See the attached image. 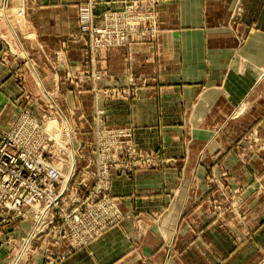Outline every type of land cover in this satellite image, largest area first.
Instances as JSON below:
<instances>
[{
	"label": "crops",
	"instance_id": "0c3cea01",
	"mask_svg": "<svg viewBox=\"0 0 264 264\" xmlns=\"http://www.w3.org/2000/svg\"><path fill=\"white\" fill-rule=\"evenodd\" d=\"M89 1L3 0L26 17L9 12L0 21L24 52L15 62L0 45V129L15 121L16 104L37 115L57 105L64 114L74 110L72 124L90 136L92 88L79 98L67 79L81 70L74 37ZM121 1L96 0L94 12L101 18ZM156 14L158 40L98 56L107 71L99 87L122 90L101 105L108 124L131 127L140 148L170 163L114 172L110 195L122 224L61 264H264V194L253 188L256 179L264 183V151H245L243 161L237 147L245 133L264 142V0H160ZM15 63L21 82L9 78ZM238 108L245 113L238 116ZM16 225L27 234V224ZM47 245L36 243L30 264H48L44 248L56 250ZM7 255L0 249V264Z\"/></svg>",
	"mask_w": 264,
	"mask_h": 264
},
{
	"label": "rangeland",
	"instance_id": "374dc122",
	"mask_svg": "<svg viewBox=\"0 0 264 264\" xmlns=\"http://www.w3.org/2000/svg\"><path fill=\"white\" fill-rule=\"evenodd\" d=\"M159 2L160 0H124L121 3V8L106 11L102 14L101 18L94 12L96 0H90L88 4L80 7L78 13L79 33L74 38L81 42L82 65L79 71L67 72V79L76 84L74 88L77 89V93H75L77 97L82 92L84 93L88 87H90V90L92 88L94 110L89 122L90 136L87 137L85 135V128L83 126L78 125L77 127V121L75 125L74 123L72 124V120L76 116L74 110L68 108L65 112L66 114H64L55 103V107L51 105L49 106L50 108L42 109L40 115H37L27 104H16L15 121L6 128L0 129V133L6 136L9 143H17L19 148L14 147V150L17 149L19 155L21 152L26 151L27 147H30V149L37 152V155L40 154L48 164L62 170L64 177L62 183L55 186L56 193L57 191L59 193L63 191V204L61 206L48 208L47 205H31L20 206L15 209L11 205L0 204V249L8 253V264H30L32 258L38 252V247H35V245L40 241L52 246L56 250L55 252L49 250L47 247L44 248L45 251L43 253L46 255L48 264H61L75 252L88 248L90 244L97 241L109 229L122 224V211L110 195L114 172H124L132 175L138 171L160 169L162 166L170 163V160L163 157L160 153L140 148L134 141L133 129L131 127L113 128L108 124L106 112L101 105L108 100L118 98V96L122 95V90H102L99 87V84L107 76L106 66L103 64L104 61L98 60L100 54L110 51L122 53L123 47L159 39L161 28L156 14ZM89 8L92 9V12H89ZM9 12L14 20L17 21H21V19L23 20L26 17V12L21 8L14 11L10 9L8 3L0 0V21L2 18H7ZM123 13L130 18L127 24L122 22ZM119 14L120 16L117 17ZM20 24L19 26L21 27ZM21 30L24 29L21 28ZM22 35L26 39H30L28 33H22ZM122 36L124 37L123 39ZM13 37L15 40H18L14 35ZM11 40L1 29L0 22V45L1 47L6 46L5 52H8V56L17 62V58L22 55L23 50H20V44L16 46ZM94 40L110 41L107 45H103L102 42L95 43ZM116 40H122V42H117ZM20 65V63H15L14 67L9 68V78L18 82H21L24 77L21 71L22 68L17 67ZM261 77L259 76L257 79L259 80ZM91 82L93 83L92 85ZM38 111H40V108H38ZM210 111L211 109H208L207 112ZM245 111V109L238 108V116L243 115ZM55 119L60 121L61 126L58 123L52 124ZM81 120L83 121L82 118ZM35 125L45 127L46 130L48 129L50 136L48 134L43 137L39 136L34 130ZM195 127L196 131H199V124H196ZM215 128L216 126L212 127L213 130ZM58 129L63 131L61 137V131ZM54 130L57 131L54 133ZM220 130L218 129L217 131ZM65 132L71 135L69 142H65ZM122 132L129 133L132 136V142L136 148H132L131 156L128 154L124 155L125 151L122 150H125V148L120 147L119 143L111 139L116 135L122 136ZM237 147L242 149L243 152H240V158L244 161L247 158L244 153L245 151L257 154L262 153L264 151V142L256 137L255 132L250 136H247V133H245L243 139L240 142L238 141ZM136 149L144 155L145 160L152 163H145L141 156H136L134 154ZM99 150L101 152L106 150L108 157L105 155L104 158L99 160L94 153V151L98 153ZM126 151L129 152V150ZM135 156L136 164L133 159ZM262 161L264 166V160ZM114 164H116L117 168L113 166ZM122 164L125 166L124 168ZM68 176L70 177L69 183L65 186L67 183L64 184V182ZM100 179L105 182L109 190L103 191L95 202H91L90 198H92V193L96 189L94 186L104 185ZM261 180L256 179L253 188L259 194H264V183ZM78 190H81V193H78ZM107 197L109 200L108 202L105 201L104 211L109 212L110 216H115L110 218L111 224L101 235L88 239L89 236L85 232V228L89 227L90 221L97 223L104 222L105 220L101 209L93 210L94 212H92L91 208L93 204L99 203L107 199ZM39 210L50 214V217L46 215L41 217ZM110 210H113L112 213ZM76 213L85 217L89 222L77 224L73 218ZM90 214H92L91 220ZM17 223L28 225L29 230L27 234L23 235L22 230L17 231ZM9 225H12L11 229ZM15 231L16 234L13 236L11 233ZM6 232H9L12 236L4 237ZM64 248L67 249L62 250Z\"/></svg>",
	"mask_w": 264,
	"mask_h": 264
},
{
	"label": "built area",
	"instance_id": "2783aa9c",
	"mask_svg": "<svg viewBox=\"0 0 264 264\" xmlns=\"http://www.w3.org/2000/svg\"><path fill=\"white\" fill-rule=\"evenodd\" d=\"M89 12H92L91 8H89ZM124 14L125 13L122 14V22L124 24H127L128 21H130V18L129 16ZM119 16L120 14L117 17ZM123 38L124 37L122 36V39ZM109 41L110 40H94L95 43L102 42L103 45H107ZM116 41L122 42V40ZM34 130L39 136H45V127H38L35 125ZM65 136V142H69L71 140V135H69L68 132H65ZM111 139H113L116 143H119L120 147L122 146V148H125V150H122L125 151L124 155L128 154L129 156H131V150L133 147H135V144L132 142V136L129 133L122 132V136L116 135ZM7 140L8 139L6 138V136L0 133V204H8L13 206V208L15 209L20 206L31 205H47L48 208H52L53 206H61L63 204V191L60 193L57 191V193H59L57 194L55 191V186L57 184L60 185L64 180L62 170L48 164V162L43 159L40 154L37 155V152L30 149V147H27V150L24 151L26 152V154H24V152H21L19 155V152H17L18 150H14V147L19 148L17 143L14 142L11 144ZM36 148L38 149V147ZM126 150H129V152H127ZM94 153L97 155L99 160H101V158H104L105 155L106 157H108L106 150H103L102 152L99 150L98 153L94 151ZM134 154L136 156H141L143 162L152 163L151 161L145 160L144 155H142L137 149L136 151H134ZM136 156L133 157V159L135 160V164ZM113 166L116 167V164H114ZM122 167L124 168L125 166L122 164ZM69 179V176L67 177V179H65L64 184L67 183L65 186L68 185ZM101 183H103L104 185L94 186V188L96 189L92 193V198H90L91 202H95V200L99 198L103 191L109 190V188L107 189L103 180H101ZM78 193H81V190H78ZM108 200L109 198L107 197V199L93 204L91 211L94 212L93 210L96 211L98 209H101L103 218L105 220L104 222L102 221L97 223H92L90 221L89 227L85 228V232H87V235L89 236L88 239H91L94 236L98 237L111 224L110 218H113L115 215L110 216L108 214L109 212L104 211V205H106L105 201L108 202ZM112 211L113 210H110L111 213ZM39 215L41 217H44L45 215L47 217H50V214L44 213V211H40ZM75 215L73 216V218L77 224L89 222V220H87L83 216H80V214H77L76 217ZM91 217L92 214H90V220Z\"/></svg>",
	"mask_w": 264,
	"mask_h": 264
},
{
	"label": "bare ground",
	"instance_id": "6f19581e",
	"mask_svg": "<svg viewBox=\"0 0 264 264\" xmlns=\"http://www.w3.org/2000/svg\"><path fill=\"white\" fill-rule=\"evenodd\" d=\"M45 130H46V128H45ZM58 130H60L61 131V129H58ZM57 131V130H56ZM55 130L53 131L54 133L56 132ZM44 134L45 135H49L50 136V134H49V132H48V129L46 130V131H44ZM53 135H55V134H53ZM62 136V131L60 132V137Z\"/></svg>",
	"mask_w": 264,
	"mask_h": 264
}]
</instances>
